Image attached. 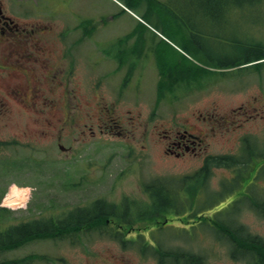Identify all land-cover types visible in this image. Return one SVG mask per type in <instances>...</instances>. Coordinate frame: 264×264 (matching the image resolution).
Returning a JSON list of instances; mask_svg holds the SVG:
<instances>
[{
    "label": "rangeland",
    "instance_id": "374dc122",
    "mask_svg": "<svg viewBox=\"0 0 264 264\" xmlns=\"http://www.w3.org/2000/svg\"><path fill=\"white\" fill-rule=\"evenodd\" d=\"M240 1L0 0L7 15L42 33L36 41L26 36L28 41L10 42L0 32V193L12 185L31 191L26 207L0 209V230L33 219L63 218L98 198L148 201L146 183L191 175L208 155L240 158L244 137L257 153L248 172L247 167L216 169L209 178L215 192L222 184L238 183L243 171L247 174L227 195L199 196L200 202L183 211L188 216L179 214L163 223L166 216L173 217L169 214L182 212L172 207L157 221L135 219L127 226H88L62 239L37 238L0 250V261L36 255L30 264H158L152 249L158 243L163 249L182 247L202 254L205 264H249L243 253L231 255L228 234L218 237L216 226L212 230L202 223L204 215L229 221L234 215L236 223L264 240V216L246 198L249 190L264 196V58L252 57L264 54V0ZM109 10L117 17L111 18ZM79 11L91 16L88 23L74 16ZM126 30L132 31L128 37ZM66 43L75 51L63 52ZM10 50L32 53L26 64L43 76L33 84L45 92L57 81L71 95L77 87L81 108H71V120L60 109L61 119H35L30 107L13 100L11 89H32V80L14 66L15 72L10 71ZM150 58L156 68L149 64L146 70ZM118 62L134 67V79L125 87L127 69L119 70ZM158 75L168 81L158 93L160 102ZM60 92L53 95L57 101ZM4 108L8 114L2 113ZM99 124L108 131L101 132ZM185 129L199 136L197 153H165L163 135ZM120 231L129 241L120 239ZM136 236L148 248L142 250L137 241L131 244Z\"/></svg>",
    "mask_w": 264,
    "mask_h": 264
},
{
    "label": "trees",
    "instance_id": "16d2710c",
    "mask_svg": "<svg viewBox=\"0 0 264 264\" xmlns=\"http://www.w3.org/2000/svg\"><path fill=\"white\" fill-rule=\"evenodd\" d=\"M218 1L224 2L228 0ZM247 1L257 2L259 0H245L240 2ZM252 57H254L253 60H259L264 58V54H254ZM248 151L252 155L249 161L251 162L257 153L251 150ZM261 154L263 155L264 152ZM244 162L235 156H209L206 158L204 165L191 175L184 176L181 179H177L176 177H157L146 183L144 189L148 195V201H136V199L132 200L124 197L120 202H111L100 198L91 202L87 207L69 210L63 218H52L46 221L39 219L12 225L5 231L0 230V250L16 248L27 241L37 238H66L72 235L77 236L82 228L86 226L105 227L109 226L111 221L114 222V220L118 221L116 222L117 224L122 222L125 226L132 224L135 219L139 221H146L148 219L157 221L159 214L164 215L170 212V208L172 207L175 211H186L187 208L191 209L190 206L195 204L194 201L200 202L201 197H208L209 194L213 198L223 196V191L217 193L210 192V184L208 181L213 167L225 166L231 168L242 163L244 164ZM244 177L245 175L242 174L239 182ZM238 183L236 182L231 186L234 187ZM227 187V185H224V190ZM201 190L203 191L200 192ZM246 198L250 208L264 215V196L260 197L253 193L249 197L246 196ZM203 207L206 208V206ZM195 209H198V207ZM197 211H195L197 216L203 214V212L198 213ZM233 217L234 215H231L229 221L225 218L221 219L218 216L215 218L203 216L202 220L204 221L202 223L211 225L213 228L216 226L219 231H223L224 234L230 236L233 243L231 251L233 257H237L239 253H243L249 261V264H264V240L247 231L244 225L236 223V219ZM122 233L125 234V232ZM123 234L120 233L119 237L122 241H126L127 239L122 236ZM143 235L144 233L142 232L138 233L140 237ZM138 236L136 238L133 237L134 241H131V244L137 241L141 244V249L145 250L148 246L138 241ZM153 250L155 251L154 254L158 260V264H205V258L202 254L180 247L176 249L170 248L168 250L154 247ZM35 257L37 256L33 255L22 259H11L4 263L25 264L27 262L30 263Z\"/></svg>",
    "mask_w": 264,
    "mask_h": 264
},
{
    "label": "flooded vegetation",
    "instance_id": "af4514ba",
    "mask_svg": "<svg viewBox=\"0 0 264 264\" xmlns=\"http://www.w3.org/2000/svg\"><path fill=\"white\" fill-rule=\"evenodd\" d=\"M25 29H26L25 26L20 28V24L18 22H16L9 16L5 15L2 6L0 5V32L2 35L5 34L7 35L6 38L8 41L11 42L15 38H21L25 41H28L26 35L21 32L22 30L25 31ZM17 32L20 33L18 34ZM41 34L42 33H39L38 35ZM8 57L11 59V63L19 68L18 69L19 74H24L28 77L30 76L31 78H33V80L38 82V84L40 83V77L37 74H35L32 70H30L29 66L26 64L28 61H32V57H33L32 53H29L26 50H10ZM19 74L18 76H20ZM11 95L17 100V102L20 105L30 107L33 108L34 110L39 111L37 113H34L35 118H42V117L55 115L52 112H46L48 109L51 110L53 107H55V103L52 98L48 97L45 94V92L43 91L40 85L38 86L37 89L32 88L29 93L25 88H22V86L18 85L16 89L14 90L11 89ZM40 106L48 107V109H45L44 107H40ZM7 108L9 109V104H6V109ZM186 133L187 131H184L183 133L178 132V138L173 139L171 141L173 145H175L174 148L176 147L177 149H180L182 153H185L187 150L192 151L193 153H197L196 146H197V138L199 136L191 132L189 133L190 135ZM189 141L193 146L188 144ZM171 151L177 152L175 149H172Z\"/></svg>",
    "mask_w": 264,
    "mask_h": 264
}]
</instances>
